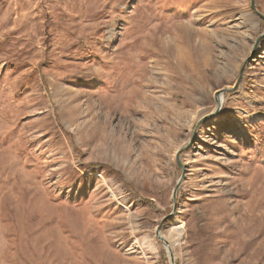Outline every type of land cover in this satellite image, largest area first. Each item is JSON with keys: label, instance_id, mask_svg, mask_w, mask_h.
Masks as SVG:
<instances>
[{"label": "rangeland", "instance_id": "rangeland-1", "mask_svg": "<svg viewBox=\"0 0 264 264\" xmlns=\"http://www.w3.org/2000/svg\"><path fill=\"white\" fill-rule=\"evenodd\" d=\"M251 1L0 0V264H264Z\"/></svg>", "mask_w": 264, "mask_h": 264}, {"label": "water", "instance_id": "water-1", "mask_svg": "<svg viewBox=\"0 0 264 264\" xmlns=\"http://www.w3.org/2000/svg\"><path fill=\"white\" fill-rule=\"evenodd\" d=\"M251 8H252V10L255 12V14H256L257 16H259L261 19L264 20V15H263V14L259 11V9L257 8L256 0H252V1H251ZM262 39H264V33H263V34H262V35L256 40V42H255V44H254V47H253V51H252L250 57H248V58L246 59V62H247L248 60H250V59L255 55V52H256V50H257V48H258V46H259V43H260V41H261ZM244 66H245V64L242 66V68H241L240 71H239V78H238V80L236 81L235 85H233L232 87L221 88V89H219V90L216 92V94H215V98H216V107H215L214 111L211 112V113H209V114H207V115H205L203 118H201V119L199 120V122L197 123L196 129H197L199 126H201V124H202L205 120L210 119V118H212V117H214V116H216V115L219 114V112H220V110H221V107H222V104H223V95H224V93H225V92L234 91V90H236V89L238 88V86H239V84H240V82H241V79H242V77H243ZM193 136H194V134H193ZM180 154H181V151H179V152L177 153L176 158H177V162H178L180 168L182 169V171H183V173H184V171H185V166H184V164H183V163L181 162V160H180ZM183 178H184V177H183ZM183 178H181V179L178 181V183H177V187L175 188L174 193H173L174 206H173L172 212H171L169 215H167L166 217H164V219L162 220V223H161L160 227H158V228L156 229V236H157V237H158V238H159V239L165 244V247H166V250H167V253H168L169 259H170V264H177V263H176V259H175V254H174V252H173V249H171V247H170V244H171V243H169V241L165 238V236L162 235V233H161V226H162V224H163L165 221H167L169 218L173 217V216L175 215L176 211H177V200H178L177 192H178L179 185L182 183Z\"/></svg>", "mask_w": 264, "mask_h": 264}, {"label": "bare ground", "instance_id": "bare-ground-1", "mask_svg": "<svg viewBox=\"0 0 264 264\" xmlns=\"http://www.w3.org/2000/svg\"><path fill=\"white\" fill-rule=\"evenodd\" d=\"M162 235H163V234H162ZM163 236H164V235H163ZM165 238H166V237H165ZM166 239H167V238H166ZM163 244H164V243H163ZM150 247H151V246H150ZM170 247H171V249H173L171 244H170Z\"/></svg>", "mask_w": 264, "mask_h": 264}]
</instances>
